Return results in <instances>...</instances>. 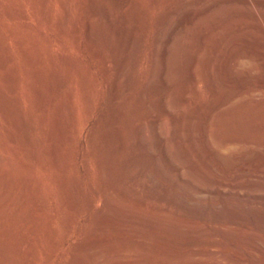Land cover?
<instances>
[{"label":"rangeland","instance_id":"rangeland-1","mask_svg":"<svg viewBox=\"0 0 264 264\" xmlns=\"http://www.w3.org/2000/svg\"><path fill=\"white\" fill-rule=\"evenodd\" d=\"M0 264H264V0H0Z\"/></svg>","mask_w":264,"mask_h":264},{"label":"bare ground","instance_id":"bare-ground-1","mask_svg":"<svg viewBox=\"0 0 264 264\" xmlns=\"http://www.w3.org/2000/svg\"><path fill=\"white\" fill-rule=\"evenodd\" d=\"M244 2V1H243ZM178 23V22H177ZM91 30V28H90ZM171 31V30H170ZM170 35V34H169ZM170 38V37H169ZM168 38V39H169ZM167 39V40H168ZM170 42V41H169ZM166 44H167V41H164V45H165V48L163 46V49L161 48L160 49V58H164L165 55H166ZM226 47V55L225 57L219 59L218 61V65H219V74L220 75H225L227 78H235L236 74V70L239 68L238 65L239 63L243 60V59H248V53L244 52V51H240V50H237L235 49L233 46H232V43L230 45H227L225 46ZM163 64V63H162ZM164 65V64H163ZM160 74V73H159ZM162 74V73H161ZM163 75V74H162ZM222 77V76H221ZM228 78V79H229ZM225 79V78H224ZM226 79V80H228ZM229 81V80H228ZM230 82V81H229ZM232 83H236L235 80L233 79ZM239 84V83H238ZM207 86L210 88V91L212 93V95L214 96V98L217 96V87L215 85H211L210 82L208 81V84ZM217 99L215 103L212 104L213 106V111L214 112H219V111H222L223 109H226V110H229L230 109V106H232L233 104L237 103V102H240V92L237 91V90H232V89H229V90H226L224 93H223V96L222 98H215ZM214 99V100H215ZM71 102V101H70ZM239 104V103H238ZM226 117V116H225ZM230 116L226 117L225 120L223 121L222 125H221V130L224 132L228 129H233L234 126H236L237 123H240L242 122L243 120H245L247 117H248V114L246 113V111H238L237 113L233 114L231 118H229ZM207 119V118H206ZM202 121V120H201ZM198 122V121H197ZM196 122V123H197ZM202 123V122H201ZM199 123H197L198 125ZM206 124V123H205ZM204 125H202L203 127ZM188 127V126H186ZM197 127V126H196ZM198 127L200 128L201 126L198 125ZM205 127V126H204ZM177 128V127H176ZM175 128V129H176ZM187 129V128H186ZM201 129V128H200ZM194 130V129H193ZM202 130V129H201ZM209 130V128L207 129ZM206 130V131H207ZM177 131V130H175ZM187 131V130H186ZM203 131V130H202ZM202 131H198V134L200 136H204L206 135L207 136V140H206V143L209 144L210 146H212L213 148L215 146H217V148H223V149H226V148H229L230 146H233V145H237L239 143H241L243 141V139L239 138V137H233V136H226V135H222L221 132H216L214 133L213 131L209 130L205 133H203ZM192 132V129L189 128V131L187 132L191 134ZM201 132V133H199ZM204 135H203V134ZM188 134V135H190ZM197 134V135H198ZM202 134V135H201ZM204 136V137H206ZM178 137V136H177ZM191 138V135L189 136ZM176 139V137H175ZM178 143H182L179 141H177ZM184 142V141H183ZM206 146V145H205ZM196 152V151H195ZM181 153V152H180ZM222 169V168H221ZM203 189L200 188V192H202ZM156 192V190H155ZM19 198V197H18ZM184 200V199H183ZM198 205V204H197ZM199 210V209H198ZM197 212V211H196ZM190 237V236H189ZM188 240V239H187Z\"/></svg>","mask_w":264,"mask_h":264}]
</instances>
